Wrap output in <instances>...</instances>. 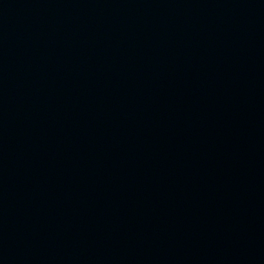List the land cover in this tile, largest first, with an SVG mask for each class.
Masks as SVG:
<instances>
[{
    "label": "water",
    "instance_id": "obj_1",
    "mask_svg": "<svg viewBox=\"0 0 264 264\" xmlns=\"http://www.w3.org/2000/svg\"><path fill=\"white\" fill-rule=\"evenodd\" d=\"M0 264H264V0H0Z\"/></svg>",
    "mask_w": 264,
    "mask_h": 264
}]
</instances>
